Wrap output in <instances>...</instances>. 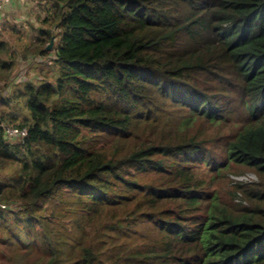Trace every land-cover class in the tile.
<instances>
[{
  "label": "trees",
  "instance_id": "obj_1",
  "mask_svg": "<svg viewBox=\"0 0 264 264\" xmlns=\"http://www.w3.org/2000/svg\"><path fill=\"white\" fill-rule=\"evenodd\" d=\"M52 5L50 81L0 99V264H264V0Z\"/></svg>",
  "mask_w": 264,
  "mask_h": 264
},
{
  "label": "rangeland",
  "instance_id": "obj_2",
  "mask_svg": "<svg viewBox=\"0 0 264 264\" xmlns=\"http://www.w3.org/2000/svg\"><path fill=\"white\" fill-rule=\"evenodd\" d=\"M12 1V0H11ZM24 4L14 5L9 11L0 13V41L6 44L7 54L4 57L8 60L13 59V68L10 73H0V99L9 100L8 109L15 114V119L22 122L27 116L28 111L22 107L21 103L13 100L17 90H23V84L40 80L50 81L49 68L52 66L50 61L54 58V49L58 37L51 39L47 46L52 42L49 54L44 57H37L34 51L36 44L37 29L41 26V21L46 16H52V0H23ZM53 25L49 20V28ZM46 29L48 27L46 26ZM56 34V31H54ZM52 62V61H51ZM0 107H3L0 105ZM7 112V110H5ZM8 127L13 128L9 125ZM9 143L19 142L18 139H7ZM228 178L234 183H252L257 179L250 172L237 175H229Z\"/></svg>",
  "mask_w": 264,
  "mask_h": 264
},
{
  "label": "built area",
  "instance_id": "obj_3",
  "mask_svg": "<svg viewBox=\"0 0 264 264\" xmlns=\"http://www.w3.org/2000/svg\"><path fill=\"white\" fill-rule=\"evenodd\" d=\"M11 2V0H0V13L5 10L6 6ZM5 134L8 137L15 139H23L26 135L25 129H16V128H5Z\"/></svg>",
  "mask_w": 264,
  "mask_h": 264
},
{
  "label": "crops",
  "instance_id": "obj_4",
  "mask_svg": "<svg viewBox=\"0 0 264 264\" xmlns=\"http://www.w3.org/2000/svg\"><path fill=\"white\" fill-rule=\"evenodd\" d=\"M23 0H12L5 8L4 12L5 11H9L10 9H13L16 5H21V4H24L22 2ZM15 5V6H14Z\"/></svg>",
  "mask_w": 264,
  "mask_h": 264
},
{
  "label": "water",
  "instance_id": "obj_5",
  "mask_svg": "<svg viewBox=\"0 0 264 264\" xmlns=\"http://www.w3.org/2000/svg\"><path fill=\"white\" fill-rule=\"evenodd\" d=\"M52 42L47 46L46 50L48 51L51 48Z\"/></svg>",
  "mask_w": 264,
  "mask_h": 264
}]
</instances>
